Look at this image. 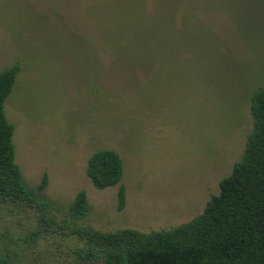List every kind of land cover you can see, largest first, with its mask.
<instances>
[{
    "label": "rangeland",
    "instance_id": "obj_1",
    "mask_svg": "<svg viewBox=\"0 0 264 264\" xmlns=\"http://www.w3.org/2000/svg\"><path fill=\"white\" fill-rule=\"evenodd\" d=\"M14 65L15 163L29 189L47 183L36 203L0 202V264H103L79 234L188 223L241 159L264 88V0H0V71ZM99 150L123 166L105 190L85 173Z\"/></svg>",
    "mask_w": 264,
    "mask_h": 264
},
{
    "label": "trees",
    "instance_id": "obj_2",
    "mask_svg": "<svg viewBox=\"0 0 264 264\" xmlns=\"http://www.w3.org/2000/svg\"><path fill=\"white\" fill-rule=\"evenodd\" d=\"M186 4L184 14L193 9L192 3ZM19 72V65L0 71V202L31 205L38 202L36 195L45 188L47 176L31 190L15 163L14 127L4 108ZM250 112L252 128L242 157L219 182V193L210 197L200 215L174 229L149 234L88 228L79 234L88 245L86 254L97 258L99 253L103 264H264V88L252 92ZM85 173L97 190L115 187L123 176L121 158L113 150L96 151L87 160ZM117 197L121 210L123 186ZM70 211L79 219L87 214L83 191L76 194Z\"/></svg>",
    "mask_w": 264,
    "mask_h": 264
}]
</instances>
